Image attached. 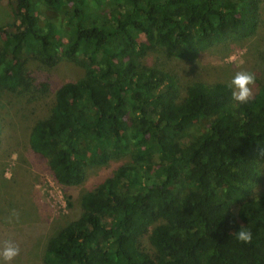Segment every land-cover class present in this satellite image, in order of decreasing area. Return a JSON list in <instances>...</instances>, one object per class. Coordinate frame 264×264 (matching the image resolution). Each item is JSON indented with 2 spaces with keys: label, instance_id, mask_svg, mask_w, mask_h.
Returning a JSON list of instances; mask_svg holds the SVG:
<instances>
[{
  "label": "trees",
  "instance_id": "obj_1",
  "mask_svg": "<svg viewBox=\"0 0 264 264\" xmlns=\"http://www.w3.org/2000/svg\"><path fill=\"white\" fill-rule=\"evenodd\" d=\"M6 1L1 94L33 100L47 89L29 75L33 63L53 69L65 59L83 69L28 131L53 179L79 183L87 168L135 147L81 193L78 216L41 240V264H264V191L252 190L264 175V79L238 103L226 82L181 89L141 60L156 45L191 60L250 40L259 0H93L114 2L104 12L88 0ZM240 225L252 230L248 244L234 237Z\"/></svg>",
  "mask_w": 264,
  "mask_h": 264
},
{
  "label": "rangeland",
  "instance_id": "obj_2",
  "mask_svg": "<svg viewBox=\"0 0 264 264\" xmlns=\"http://www.w3.org/2000/svg\"><path fill=\"white\" fill-rule=\"evenodd\" d=\"M90 10L104 12L114 6L106 1L99 7L88 0ZM259 25L253 38L227 45H215L202 50L191 60L170 54L158 45L141 57L145 66L161 67L168 71L180 88L196 80H218L228 83L236 71H251L255 82L264 79V0H259ZM12 20V10L6 0H0V23ZM79 65L61 59L53 69L33 63L29 75L37 82H46L48 88L38 91L34 99L13 98L0 92V107L4 124L0 143V243L15 242L20 249L12 264H41L43 238L63 222L79 215V197L85 190L111 176L113 171L131 160L135 147L128 144L119 158L106 164L89 167L79 183L64 185L56 182L49 173L44 158L34 153L28 142L32 122L45 116L52 104L55 90L62 83L81 76ZM179 88V90H180ZM253 193L264 191V175L261 173ZM144 246L151 249L147 236Z\"/></svg>",
  "mask_w": 264,
  "mask_h": 264
},
{
  "label": "clouds",
  "instance_id": "obj_3",
  "mask_svg": "<svg viewBox=\"0 0 264 264\" xmlns=\"http://www.w3.org/2000/svg\"><path fill=\"white\" fill-rule=\"evenodd\" d=\"M255 82V76L251 71H236L227 87L231 90V97L238 103H246L251 98V85ZM235 239L243 244H248L253 239V233L250 227L240 225L234 231ZM19 246L10 240L0 243V264H12L19 255Z\"/></svg>",
  "mask_w": 264,
  "mask_h": 264
}]
</instances>
